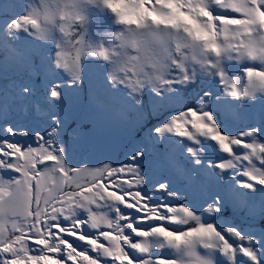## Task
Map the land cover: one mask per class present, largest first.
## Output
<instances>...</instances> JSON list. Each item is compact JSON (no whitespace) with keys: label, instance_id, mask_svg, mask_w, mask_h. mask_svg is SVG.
Listing matches in <instances>:
<instances>
[{"label":"snow or ice","instance_id":"1","mask_svg":"<svg viewBox=\"0 0 264 264\" xmlns=\"http://www.w3.org/2000/svg\"><path fill=\"white\" fill-rule=\"evenodd\" d=\"M0 264H264V0H0Z\"/></svg>","mask_w":264,"mask_h":264},{"label":"rangeland","instance_id":"2","mask_svg":"<svg viewBox=\"0 0 264 264\" xmlns=\"http://www.w3.org/2000/svg\"><path fill=\"white\" fill-rule=\"evenodd\" d=\"M73 127H75V125H73ZM84 131H87V128L86 127L84 128Z\"/></svg>","mask_w":264,"mask_h":264}]
</instances>
